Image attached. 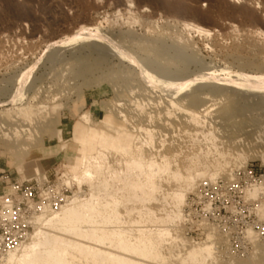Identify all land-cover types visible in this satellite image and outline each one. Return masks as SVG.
<instances>
[{
  "label": "rangeland",
  "instance_id": "374dc122",
  "mask_svg": "<svg viewBox=\"0 0 264 264\" xmlns=\"http://www.w3.org/2000/svg\"><path fill=\"white\" fill-rule=\"evenodd\" d=\"M22 114L29 131L0 139L1 169L46 175L85 199L100 192L126 246L167 233L154 261L102 250L191 264L189 248L212 234L203 264H264V242L235 256L215 232L184 222L188 195L210 178L185 192L180 217L172 197L186 188L174 173H218L212 180L264 169V0H0V123ZM69 118L74 131L62 136ZM134 160L161 167L152 194L131 188L143 177L126 169ZM85 161L100 169L82 176Z\"/></svg>",
  "mask_w": 264,
  "mask_h": 264
},
{
  "label": "built area",
  "instance_id": "2783aa9c",
  "mask_svg": "<svg viewBox=\"0 0 264 264\" xmlns=\"http://www.w3.org/2000/svg\"><path fill=\"white\" fill-rule=\"evenodd\" d=\"M73 193L46 175L31 180L0 168V264L30 240L38 222L59 213ZM183 220L209 229L235 256L264 242V169L247 166L231 176L199 182L188 195Z\"/></svg>",
  "mask_w": 264,
  "mask_h": 264
},
{
  "label": "bare ground",
  "instance_id": "6f19581e",
  "mask_svg": "<svg viewBox=\"0 0 264 264\" xmlns=\"http://www.w3.org/2000/svg\"><path fill=\"white\" fill-rule=\"evenodd\" d=\"M18 109L20 110H18L20 114L21 111L24 110L22 108ZM25 112L26 111H23L22 113L26 114ZM8 113L9 112H7V115L5 117L9 115ZM22 115L21 118L16 117L14 120L12 119V122L10 121V123L6 124V126L2 125L4 124V122L2 124L0 123V127L4 126L0 128L1 140L3 138L7 139L9 137L20 138L21 134L23 135L24 132L29 131L27 122L30 121L26 120V117L23 115L25 118L24 119ZM27 117L29 119V116ZM15 139L17 140V138ZM102 160H104V158L101 159V161ZM99 164L100 162H96L94 165H92L88 161H85L82 176H90L92 170L97 171L98 169H100ZM125 166L127 167V170L131 171V173L137 171L140 177L143 176L147 179V181L144 180L146 181L144 182L142 177V180H138V182H132V189L141 190L144 188V185H149L151 194L152 191L154 192L156 184L154 185L151 179L153 178V176L157 175V170L159 171L161 167L155 165L153 162H150L148 166L143 167L140 160H134L131 162V164L126 163ZM216 175H218V173L208 175L204 170H196L193 172L190 171L185 177H182L177 173L173 174V176L177 179L176 181L178 182L180 180L184 184V188L186 187L183 191H180L178 188V192L174 194L172 193V197L175 201L174 212L176 217L180 215V208L182 207V204H184L185 192L194 187V184L197 180L204 177H208L211 180V178L215 177ZM99 176L102 178V175ZM73 178L77 181L80 188L83 182L76 176H73ZM73 178L68 177V182L66 184L71 185V182L74 181ZM101 184L103 186L101 191H106V182L102 180ZM146 187L148 189V186ZM148 194L145 193V196H150ZM99 195L100 192L92 193L91 196L87 199L81 197L80 195L73 196L69 204L63 207L59 213L53 214L39 221L38 226L40 225L41 227L37 229L35 233L34 238H36V241L33 240L29 242V240V243H26L16 253L8 257L5 264H75V261L77 262L76 264H142L138 261L122 258L118 255H114V253L102 250L101 247H104L105 245H109L108 247L111 246L112 248L121 250L125 253L135 255L141 258V261L142 259H148V261L150 259L154 261L160 258V249H156V244L163 243V237L167 233L160 231L154 237H138L136 241L137 245L131 246L130 244V247L127 243L128 246H126L125 242H128V239L124 237L126 235L123 236L124 233L122 234L120 230L116 231L115 229H109L116 220L115 210H113V208L110 206L107 200L108 198L100 199ZM117 236L119 237V240L115 238ZM114 239H116L115 242L118 243H115ZM212 245L213 236L212 234H209L202 244H196L189 248L186 256L188 260L186 261H190L191 264L195 262H199V264H201L200 262H202L203 264V261L206 257V260H208V257L210 258V255L212 253ZM180 264L185 263L182 262Z\"/></svg>",
  "mask_w": 264,
  "mask_h": 264
},
{
  "label": "crops",
  "instance_id": "0c3cea01",
  "mask_svg": "<svg viewBox=\"0 0 264 264\" xmlns=\"http://www.w3.org/2000/svg\"><path fill=\"white\" fill-rule=\"evenodd\" d=\"M86 106H88V108H89V114L91 116V119L96 120L100 115V110L94 109L93 103L86 102ZM75 124L72 125V119L71 118L66 119V120L64 119L62 122V125H61L62 126V128H61L62 136L69 134L70 128L72 129V131H74Z\"/></svg>",
  "mask_w": 264,
  "mask_h": 264
}]
</instances>
